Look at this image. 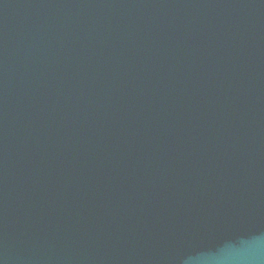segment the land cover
I'll list each match as a JSON object with an SVG mask.
<instances>
[{
  "label": "water",
  "instance_id": "water-1",
  "mask_svg": "<svg viewBox=\"0 0 264 264\" xmlns=\"http://www.w3.org/2000/svg\"><path fill=\"white\" fill-rule=\"evenodd\" d=\"M0 264H264V0H0Z\"/></svg>",
  "mask_w": 264,
  "mask_h": 264
}]
</instances>
